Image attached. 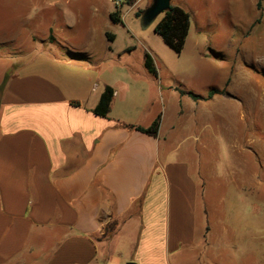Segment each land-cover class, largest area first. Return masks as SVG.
I'll return each instance as SVG.
<instances>
[{"label": "crops", "instance_id": "obj_1", "mask_svg": "<svg viewBox=\"0 0 264 264\" xmlns=\"http://www.w3.org/2000/svg\"><path fill=\"white\" fill-rule=\"evenodd\" d=\"M81 53L48 47L9 76L11 63L0 69V264H260V184L208 161L218 150L239 159L245 131L254 143L239 92L196 101L153 50L157 76L145 55L142 72L124 65L115 76L122 54ZM107 87L114 98L100 117ZM159 111L156 136L129 128Z\"/></svg>", "mask_w": 264, "mask_h": 264}, {"label": "rangeland", "instance_id": "obj_2", "mask_svg": "<svg viewBox=\"0 0 264 264\" xmlns=\"http://www.w3.org/2000/svg\"><path fill=\"white\" fill-rule=\"evenodd\" d=\"M151 3L152 0H137L130 6L123 5L119 11L124 19L115 23L106 12L115 10L110 0H0V69L11 63L6 75L9 76L48 47L54 57L74 61L85 58L81 52L98 54L110 47L122 54L120 64H114L115 76H120L125 72L124 65L133 73L142 72L148 49L169 66L172 75L166 78L171 85L193 93L227 87L237 90L253 111L238 109L245 122L254 121V143L247 142L249 132L245 131L239 159L227 161L218 150L208 161L234 167L244 183L260 184V239L258 246L254 244V254L264 264V0L261 8L259 0H171L191 14L189 37L181 54L170 49L154 31L164 14L149 27L142 26L139 15ZM107 32L114 35V41L107 38ZM20 48L25 52L17 53ZM17 59L21 61L18 63ZM32 69H38V65ZM255 174L258 181L252 178ZM246 249L250 246L245 244L243 250ZM113 264L119 263L116 260Z\"/></svg>", "mask_w": 264, "mask_h": 264}, {"label": "trees", "instance_id": "obj_3", "mask_svg": "<svg viewBox=\"0 0 264 264\" xmlns=\"http://www.w3.org/2000/svg\"><path fill=\"white\" fill-rule=\"evenodd\" d=\"M137 0H123V4L132 5ZM262 0H259L258 7L261 8ZM119 10L116 9L110 17L113 22H120L119 19ZM144 11L140 13L139 16H142ZM191 27V14L190 12L180 5H173L171 3L170 9L164 13L162 19L155 26L154 31L157 35H159L163 42L174 52L177 54H181L186 40L189 36ZM107 38L110 41H114V35L107 32ZM145 66L147 70L154 76H157V69L153 63L151 56L146 53L145 54ZM194 100L204 99L200 95H197L193 92L188 93ZM216 94H225L227 95L226 90H212L208 93L206 99H211ZM114 98V90L112 87H107L103 92L98 105L94 108L93 113L100 117H107L111 110V103ZM160 127V117H158L149 127L144 128L141 126H129L130 129H134L152 136H156L158 134Z\"/></svg>", "mask_w": 264, "mask_h": 264}, {"label": "water", "instance_id": "obj_4", "mask_svg": "<svg viewBox=\"0 0 264 264\" xmlns=\"http://www.w3.org/2000/svg\"><path fill=\"white\" fill-rule=\"evenodd\" d=\"M171 0H152L151 5L145 9L141 22L144 28L152 25L155 20L170 9ZM134 264V263H129Z\"/></svg>", "mask_w": 264, "mask_h": 264}, {"label": "built area", "instance_id": "obj_5", "mask_svg": "<svg viewBox=\"0 0 264 264\" xmlns=\"http://www.w3.org/2000/svg\"><path fill=\"white\" fill-rule=\"evenodd\" d=\"M110 1L113 3V5L117 10H119V8L124 5L123 0H110Z\"/></svg>", "mask_w": 264, "mask_h": 264}]
</instances>
